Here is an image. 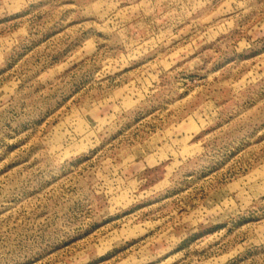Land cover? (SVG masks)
<instances>
[{
	"label": "rangeland",
	"instance_id": "obj_1",
	"mask_svg": "<svg viewBox=\"0 0 264 264\" xmlns=\"http://www.w3.org/2000/svg\"><path fill=\"white\" fill-rule=\"evenodd\" d=\"M0 264H264V0H0Z\"/></svg>",
	"mask_w": 264,
	"mask_h": 264
}]
</instances>
